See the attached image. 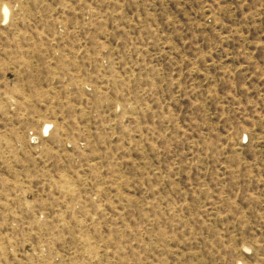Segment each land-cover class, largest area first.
Instances as JSON below:
<instances>
[{
	"label": "rangeland",
	"instance_id": "obj_1",
	"mask_svg": "<svg viewBox=\"0 0 264 264\" xmlns=\"http://www.w3.org/2000/svg\"><path fill=\"white\" fill-rule=\"evenodd\" d=\"M0 264H264V0H0Z\"/></svg>",
	"mask_w": 264,
	"mask_h": 264
}]
</instances>
